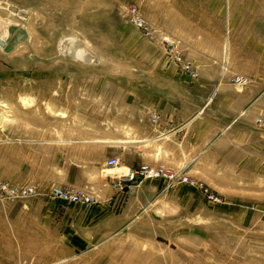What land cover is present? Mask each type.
Wrapping results in <instances>:
<instances>
[{"label": "rangeland", "instance_id": "rangeland-1", "mask_svg": "<svg viewBox=\"0 0 264 264\" xmlns=\"http://www.w3.org/2000/svg\"><path fill=\"white\" fill-rule=\"evenodd\" d=\"M0 37V184L36 189H0V264H264V165L242 168L245 147L228 156L233 169L182 171L188 181L173 184L138 179L157 194L136 203L127 230L87 249H71L60 232L67 208L87 210L104 193L99 169L114 139L136 128L140 99L176 81L166 68L190 74L189 62L205 79L217 70L250 82L253 123L264 131V0H0ZM53 185L93 200L53 196ZM51 211L57 234L41 228Z\"/></svg>", "mask_w": 264, "mask_h": 264}, {"label": "crops", "instance_id": "crops-1", "mask_svg": "<svg viewBox=\"0 0 264 264\" xmlns=\"http://www.w3.org/2000/svg\"><path fill=\"white\" fill-rule=\"evenodd\" d=\"M197 54L206 56L202 50ZM170 68H166V73L176 81L167 88L162 86L151 97L140 99L144 102V110L136 116V128L131 124L128 138L114 139L115 153L111 155L118 157L119 165L99 169L106 184L97 203L87 210L70 211L67 208L62 213L60 232L71 249H87L110 234L127 230L135 215L136 203L145 201L147 191L154 196L157 194L145 182L118 184L116 176L129 166L164 162L172 169L188 172L207 167L228 170L235 167L231 158L228 159L233 155L234 147L251 150L236 160L237 163L244 160L242 168L264 165V131L253 123L257 109L254 102L251 103L256 96L255 93L251 98V83L226 81L217 76V70L214 78L205 79L202 76L205 69L201 65L195 68L199 73L195 79ZM172 86L184 92L173 94ZM195 95L204 98L201 105L195 106L191 102ZM207 159L210 165H207ZM107 170L112 173L106 175ZM49 216L48 225L41 228L57 234L58 212L51 211Z\"/></svg>", "mask_w": 264, "mask_h": 264}, {"label": "built area", "instance_id": "built-area-1", "mask_svg": "<svg viewBox=\"0 0 264 264\" xmlns=\"http://www.w3.org/2000/svg\"><path fill=\"white\" fill-rule=\"evenodd\" d=\"M131 19L135 25L143 28H147L146 18L140 14L136 7L130 9ZM168 43H173L169 40ZM177 59H180V54L177 52ZM182 69L192 75H196V71L192 68L189 62L182 63ZM155 119V116H152ZM104 164L107 167H115L119 165V159L117 156H109ZM142 177H150L153 179H163L167 184H173L175 181L187 182L188 176L181 170H174L168 167L164 162H157L154 164L141 162L136 166H129L126 171L118 176H116V181L118 184L122 185L125 182L134 183ZM203 194L210 200L218 201L219 197L213 191L199 185ZM0 189L5 190L11 196H26L35 193V186L32 184H21V185H7L6 183L0 184ZM48 192L53 196H59L74 202L89 203L93 200L91 194L85 193L80 189H75L68 191L62 189L59 186L53 185L49 188Z\"/></svg>", "mask_w": 264, "mask_h": 264}, {"label": "water", "instance_id": "water-1", "mask_svg": "<svg viewBox=\"0 0 264 264\" xmlns=\"http://www.w3.org/2000/svg\"><path fill=\"white\" fill-rule=\"evenodd\" d=\"M4 44H5L4 40L0 37V45H4Z\"/></svg>", "mask_w": 264, "mask_h": 264}]
</instances>
